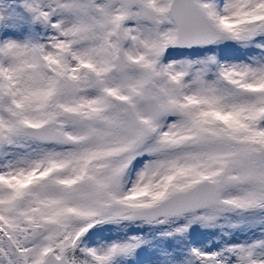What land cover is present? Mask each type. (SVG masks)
I'll list each match as a JSON object with an SVG mask.
<instances>
[{"label": "snow or ice", "instance_id": "snow-or-ice-1", "mask_svg": "<svg viewBox=\"0 0 264 264\" xmlns=\"http://www.w3.org/2000/svg\"><path fill=\"white\" fill-rule=\"evenodd\" d=\"M0 264H264V0H0Z\"/></svg>", "mask_w": 264, "mask_h": 264}]
</instances>
